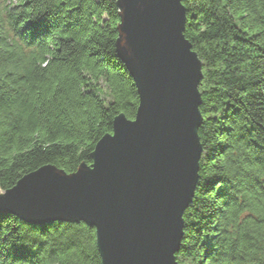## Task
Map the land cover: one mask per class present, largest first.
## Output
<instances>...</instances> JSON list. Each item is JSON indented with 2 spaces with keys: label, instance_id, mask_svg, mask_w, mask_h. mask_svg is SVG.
<instances>
[{
  "label": "trees",
  "instance_id": "obj_1",
  "mask_svg": "<svg viewBox=\"0 0 264 264\" xmlns=\"http://www.w3.org/2000/svg\"><path fill=\"white\" fill-rule=\"evenodd\" d=\"M117 0H0V192L90 164L138 95L115 50ZM201 62L198 181L178 264H264V0H183ZM0 264H101L83 222L0 212Z\"/></svg>",
  "mask_w": 264,
  "mask_h": 264
},
{
  "label": "water",
  "instance_id": "obj_2",
  "mask_svg": "<svg viewBox=\"0 0 264 264\" xmlns=\"http://www.w3.org/2000/svg\"><path fill=\"white\" fill-rule=\"evenodd\" d=\"M183 0H117L115 50L136 87L90 164H52L0 192V212L32 225L83 222L101 264H178L183 213L198 181L201 62L184 36Z\"/></svg>",
  "mask_w": 264,
  "mask_h": 264
},
{
  "label": "rangeland",
  "instance_id": "obj_3",
  "mask_svg": "<svg viewBox=\"0 0 264 264\" xmlns=\"http://www.w3.org/2000/svg\"><path fill=\"white\" fill-rule=\"evenodd\" d=\"M10 0H7V3L9 2ZM11 1H14V0H11Z\"/></svg>",
  "mask_w": 264,
  "mask_h": 264
}]
</instances>
